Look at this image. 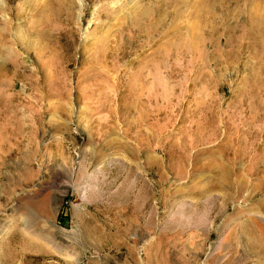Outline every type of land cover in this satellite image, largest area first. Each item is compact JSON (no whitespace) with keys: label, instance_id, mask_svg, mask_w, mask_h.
Wrapping results in <instances>:
<instances>
[{"label":"rangeland","instance_id":"rangeland-1","mask_svg":"<svg viewBox=\"0 0 264 264\" xmlns=\"http://www.w3.org/2000/svg\"><path fill=\"white\" fill-rule=\"evenodd\" d=\"M0 264H264V0H0Z\"/></svg>","mask_w":264,"mask_h":264},{"label":"bare ground","instance_id":"bare-ground-1","mask_svg":"<svg viewBox=\"0 0 264 264\" xmlns=\"http://www.w3.org/2000/svg\"><path fill=\"white\" fill-rule=\"evenodd\" d=\"M206 1H207V0H206ZM209 1H210V0H209ZM248 1H251V0H248ZM233 2H234V1H233ZM243 2H244V1H243ZM202 3H203V2H202ZM209 3H210V2H209ZM228 3H229V2H228ZM240 3H241V2H240ZM244 3H245V2H244ZM203 4H204V3H203ZM248 4H249V3H248ZM251 4H253V3H251ZM251 4H250V5H251ZM198 6H201V5H198ZM198 6H197V7H198ZM201 8H202V7H201ZM196 9H197V8H196ZM198 9H199V8H198ZM197 11H198V10H197ZM200 12H201V11H200ZM202 19H203V18H202ZM197 32H198V31H197ZM1 258H2V257H1Z\"/></svg>","mask_w":264,"mask_h":264}]
</instances>
